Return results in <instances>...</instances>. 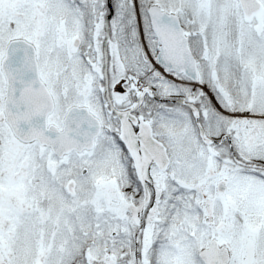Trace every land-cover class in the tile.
<instances>
[{
  "label": "snow or ice",
  "instance_id": "6c2138e0",
  "mask_svg": "<svg viewBox=\"0 0 264 264\" xmlns=\"http://www.w3.org/2000/svg\"><path fill=\"white\" fill-rule=\"evenodd\" d=\"M0 264H264V0H0Z\"/></svg>",
  "mask_w": 264,
  "mask_h": 264
}]
</instances>
